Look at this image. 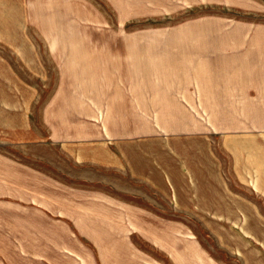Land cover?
Masks as SVG:
<instances>
[{"label":"crops","instance_id":"0c3cea01","mask_svg":"<svg viewBox=\"0 0 264 264\" xmlns=\"http://www.w3.org/2000/svg\"><path fill=\"white\" fill-rule=\"evenodd\" d=\"M179 16L185 24L182 33H151L133 45L107 46L113 22L118 27L176 21ZM20 70L42 72L41 86L57 88L43 111L48 137H34L37 93L0 95V127L28 135L9 142L13 146H55L67 155L62 160L41 158L46 166L108 168L107 157L97 160L91 152L80 158L74 151L79 142L62 136V127H81L72 119L95 118L98 111L105 119H167L174 126L176 120L198 118L207 121L199 127L201 134L249 135L225 147L234 152L227 159L229 175L220 168L225 159L206 158L205 170H200L206 175L197 181L169 180L171 168L159 166L152 167V178L139 179L153 192H166L163 197L173 211L198 217L201 230L215 235L232 261L253 264L255 255L264 257V237L256 235L264 230L256 223L257 215L264 216V156L258 157L264 145L254 137L264 135V0H0V85L37 84L23 81L16 74ZM142 125L135 133L191 132L181 124L171 123L162 131ZM66 179L78 182L80 176L35 171L0 154V245L50 246L55 242L49 239L66 228H89L102 231L100 236L93 233L104 236L103 245L120 248V259L113 261L145 264L129 240L109 242L107 195L69 186ZM109 229L122 226L110 224ZM40 239L46 242L33 243Z\"/></svg>","mask_w":264,"mask_h":264},{"label":"rangeland","instance_id":"374dc122","mask_svg":"<svg viewBox=\"0 0 264 264\" xmlns=\"http://www.w3.org/2000/svg\"><path fill=\"white\" fill-rule=\"evenodd\" d=\"M182 17H176V21L124 23L120 24L121 26L117 24L118 27L113 22L110 29L107 30V46L133 45L134 42L151 33H182L185 25L180 21ZM2 74L3 72H0V82H4L1 80ZM16 74L22 77L27 84H37L33 87L19 83L17 85H0V95L8 92L20 95L34 93L39 95L33 109V122L36 130L34 137H37L35 140L45 141L48 137V128L42 123L43 111L48 105L51 94L56 93L57 88L52 85H48L46 88L41 86L42 72L20 70ZM6 78V82L10 80V78ZM10 81L13 82V80ZM97 113L95 118L72 119L74 125L79 121L81 127L77 129L75 126L69 131L62 127L64 131L62 136L79 142L76 143L74 151L79 153L80 158L89 156L91 152H95L97 160L107 157V169L104 167L73 168L68 164L58 165V167L55 165L46 166L41 162V158L62 160L67 155L60 154L55 146L43 150L41 147L18 148L13 146L9 142L23 140L28 135H15V133H9L8 130H2L1 127L0 154L32 165L35 171L42 170L59 175L63 170L70 178L73 176L76 178L79 175L78 182L76 179L74 182L71 179H66L65 182L69 186L79 185L83 191L102 192L101 196L106 194L107 208L110 209L107 211H111V214L107 213V235L110 234L112 240L106 239L105 242H118L119 237L129 240L137 256L144 257L145 264H241V262L232 261L231 256L225 253L217 243L215 235L201 230L198 217L173 211L169 208L167 199L163 197L166 192L162 190L158 193L153 192L150 184H143L139 178L144 175L152 178V167L159 166L162 169L169 168L170 170L171 168L168 172L169 180L179 182L183 179L187 181L193 179L197 181L200 176L206 175V173L201 175L200 172L203 168L205 170L203 160L206 158L221 161L225 159L223 167L220 168L223 169V174L229 175L230 167L227 159L232 158L234 152L227 151L225 147L231 148L233 141L239 139L242 142V139L248 138L249 135L201 134L199 127L202 123L205 125L207 121L198 118L186 122H183V119L176 120L178 124L175 126L171 122L174 127H180V124L190 127V133L159 134L155 132L151 134L143 131L141 134H137L135 132L142 124V127L148 131L155 125L162 131L171 123L167 119L158 120L157 118L149 120L105 119L102 115L104 112L98 111ZM88 124L96 125L97 129L93 131L91 127H88ZM56 128V126L50 127V129ZM254 137L258 144L264 145V135ZM259 153L258 157L264 156V150ZM212 169V174L215 175L216 166H212ZM131 174L137 178L130 177ZM174 185L182 187L183 184ZM176 194L183 193L176 192ZM256 223L264 226V216L257 215ZM110 224L121 225L123 230H111L109 229ZM83 226H87V224H83ZM93 232L99 235L102 231L98 232L89 228H79V230L66 228V230L60 231V237L49 239L50 243L55 242L50 246L41 244L39 246L32 244L27 246L0 245V264H126L121 261H113L121 257L118 252L119 247L111 248L110 244L103 245L104 236L95 237ZM263 233L264 230H257V238H263ZM53 235H55L53 237H57V233H53ZM14 240L16 239L14 238ZM1 241L11 242L5 239H1ZM18 241L26 243L28 240ZM41 241L46 242L45 239H40L33 240V243ZM199 245L202 247V251ZM252 248L256 252L260 251V248L256 246ZM263 259L262 254L261 257L255 255L253 264H264Z\"/></svg>","mask_w":264,"mask_h":264}]
</instances>
